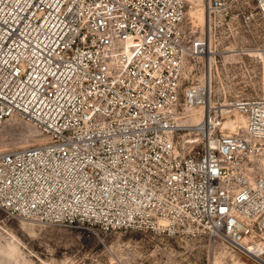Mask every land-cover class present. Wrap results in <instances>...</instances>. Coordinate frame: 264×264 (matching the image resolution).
<instances>
[{
  "label": "built area",
  "instance_id": "2783aa9c",
  "mask_svg": "<svg viewBox=\"0 0 264 264\" xmlns=\"http://www.w3.org/2000/svg\"><path fill=\"white\" fill-rule=\"evenodd\" d=\"M253 1L255 13L203 0L198 23L190 0H0V128L18 117L42 138L0 152V209L102 235L221 240L264 264Z\"/></svg>",
  "mask_w": 264,
  "mask_h": 264
},
{
  "label": "rangeland",
  "instance_id": "374dc122",
  "mask_svg": "<svg viewBox=\"0 0 264 264\" xmlns=\"http://www.w3.org/2000/svg\"><path fill=\"white\" fill-rule=\"evenodd\" d=\"M241 4L255 13L253 0H242ZM245 45L246 36L240 34L232 48L239 50ZM30 129L33 127L21 120H7L0 128V152L39 143L41 140L34 137L38 134L29 133ZM0 264L254 263L221 240L181 241L135 230L102 235L85 226L35 225L14 219L0 209Z\"/></svg>",
  "mask_w": 264,
  "mask_h": 264
},
{
  "label": "bare ground",
  "instance_id": "6f19581e",
  "mask_svg": "<svg viewBox=\"0 0 264 264\" xmlns=\"http://www.w3.org/2000/svg\"><path fill=\"white\" fill-rule=\"evenodd\" d=\"M190 1L192 3V7L188 11L189 15L191 16L192 19L196 20L198 23H203L204 20H205V13H204V8H203V0H190ZM231 55H235V54L232 53ZM231 55H229V56H231ZM10 119H14V120H17V121L21 120L18 117H12V118H9L8 120H10ZM26 124H28V123H26ZM33 129H30L29 133H31V134L36 133L37 134L36 130L35 129L33 130ZM36 136L37 135H35L34 137H36ZM38 139L42 141V138H38ZM13 250H14V248H13Z\"/></svg>",
  "mask_w": 264,
  "mask_h": 264
}]
</instances>
